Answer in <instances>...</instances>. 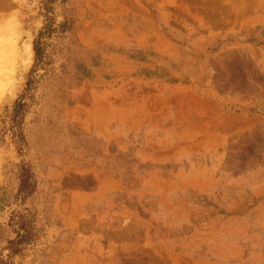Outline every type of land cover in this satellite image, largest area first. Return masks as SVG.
Wrapping results in <instances>:
<instances>
[{
    "label": "rangeland",
    "instance_id": "1",
    "mask_svg": "<svg viewBox=\"0 0 264 264\" xmlns=\"http://www.w3.org/2000/svg\"><path fill=\"white\" fill-rule=\"evenodd\" d=\"M0 264H264V0H0Z\"/></svg>",
    "mask_w": 264,
    "mask_h": 264
},
{
    "label": "trees",
    "instance_id": "2",
    "mask_svg": "<svg viewBox=\"0 0 264 264\" xmlns=\"http://www.w3.org/2000/svg\"><path fill=\"white\" fill-rule=\"evenodd\" d=\"M36 56H38L37 48H35ZM38 58V57H37ZM22 113L18 109H13L12 114L10 115L9 121L11 123L12 130L16 131L19 121L22 118ZM17 132H14V135H16ZM18 134V133H17ZM24 234H18V236H23Z\"/></svg>",
    "mask_w": 264,
    "mask_h": 264
}]
</instances>
